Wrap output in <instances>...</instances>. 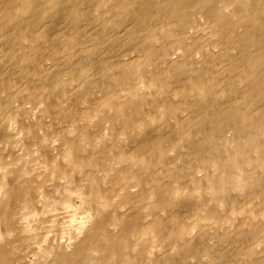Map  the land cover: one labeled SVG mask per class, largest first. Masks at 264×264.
I'll return each instance as SVG.
<instances>
[{
    "label": "bare ground",
    "instance_id": "1",
    "mask_svg": "<svg viewBox=\"0 0 264 264\" xmlns=\"http://www.w3.org/2000/svg\"><path fill=\"white\" fill-rule=\"evenodd\" d=\"M1 127L0 264H264V0H0Z\"/></svg>",
    "mask_w": 264,
    "mask_h": 264
},
{
    "label": "rangeland",
    "instance_id": "2",
    "mask_svg": "<svg viewBox=\"0 0 264 264\" xmlns=\"http://www.w3.org/2000/svg\"><path fill=\"white\" fill-rule=\"evenodd\" d=\"M188 12L190 13V15H191L192 12H194V14H192V15L190 16L191 24L189 25V26H193V24L196 22V19H197V21H199V18H198V16H197V15L199 14V12L191 11V9H189ZM201 13H202V12H201ZM204 20H205V18H204ZM204 20H203V21H204ZM190 21H189V22H190ZM200 21H201V20H200ZM203 21H201V22H203ZM200 25H201V24H200ZM194 26H196V24H195ZM201 27H202V26H201ZM202 29H204V28L202 27ZM204 30H205V29H204ZM206 32H207V31H205V33H206ZM205 33H204V31H203V34L206 36ZM198 34H200V32H199ZM203 38H204V37H203ZM60 79H61V78H60ZM62 82H63V80L61 79V83H62ZM59 92H60L59 89L56 90L57 96H58ZM85 95H86V96H85ZM85 95H83V96L86 97L85 99H87V100L85 101L86 104L91 103V101H92L94 98L97 97L96 94H93L94 97H93L92 95H90V93H89V96H88V94H85ZM84 97H83V98H84ZM88 100H89V102L87 103ZM22 101H23V100H22ZM25 101H26V100H25ZM25 101L21 102L22 104H21L20 102H17V103H16V102H11V103H10L11 108H12L13 110H18V112L20 113V115H18L17 118H20V116L22 117L23 114H24V116H23L22 118H20V119H24V120H25V119H26V118H25V114H26V117H27L26 120L34 121V119H36V118L33 117V116L35 115L34 113L38 112V111H39L40 109H42V108H43V109L46 108V107H44L43 105H42V106H43V107H42L41 105L33 104L32 102H30V101H28V100H27V103H26ZM24 102H25V103H24ZM85 102H84V103H81V104H85ZM19 103H20V105H19ZM28 103H30L31 106H32V104H33L34 108L36 109V110H35L36 112H35V111L33 112V109H34V108H32ZM31 103H32V104H31ZM16 105H18V106L16 107ZM35 105L38 106V108H37ZM40 106H41V107H40ZM8 107L10 108V106H8ZM30 107H31V108H30ZM11 108H10V109H11ZM17 108H18V109H17ZM45 110H46V109H45ZM47 111H48V109L46 110V112H47ZM24 112H25V113H24ZM31 114H32V116H31ZM48 115H50V114L48 113ZM48 115H47V119L50 118V116L48 117ZM28 118H29V119H28ZM17 120H18V119H17ZM17 120H16V121H17ZM72 122H73V123H74V122L76 123V121L71 120L70 122H68V125H69L68 127H70V124H71L72 126H75V123H74V125H73ZM105 123H106V122H105ZM105 123H104V124H105ZM92 124H93V123H92ZM92 124H91V125H92ZM106 124H107V123H106ZM93 126H94V125H93ZM105 126H106V125H104V127H105ZM108 127H109V125L106 126L105 128H107V129L109 130V133H110V134H111L112 131H113V133H112V135H113L115 131H114V130H111V128H108ZM13 128H14V129H13ZM2 129H4V127H3V128L1 127V129H0V132H1V133H0V149H1V147H2V149L0 150L1 153H2V154L0 153V155H2V156L0 157V159H2V157L5 156V155H6L7 158H8L9 156H11V155H10L11 151H9V150H11V148H12V144H15V143H16L17 145H18V144H19V145L24 144V145H22V146H19V145L16 146V145H14V146H16L15 148H14V146H13V148H12L13 151H12V153H11V154H12V156H11L12 159L9 157L10 159L8 158V159H9V161H8V159L6 158V159H7V160H6L7 163H5V157H3L4 162L1 161L0 164H2V167H5V168H0L1 173H2V171H3V172H4V171H7L8 168H10V170L8 169V172H6V173H5V172L2 173V174L0 173V174H1V177L3 176V174H4V175L9 174V173H10L9 171H14V170L11 169V168H13V166H14V164H12L11 162L13 161V159L16 158V159H19V160H17V161L14 160L13 163H14L15 161H16L17 163L20 162V163L18 164L19 167H16L17 164L15 163L16 165H15V167H14L13 169H15V168L17 169V168H18L17 170L19 171L20 167H22L24 164H26V165L24 166V168L26 169V166H27V170H24V168H22V169H23V172H24V173H25V171H26L27 174L30 175V176H28V175H27V176H28V177H31L30 179H31L32 181L34 180L33 182L30 180V181H31V184L33 183V184H32V187L34 188V187L36 186V184L38 185V184L40 183L38 180H35V178L37 177V176H35V175L42 174V172H44L43 170H45V167H46V164H43L41 160H43V162H44V160H46V159H44V157H39V156L42 155V154L40 153V151H35L36 149L33 148V145H32V144H31V145H32V147H31V145H30L28 142H27V143H28V144H27V143H24L23 141H19V140H18V139H20V136L18 137V136H17L18 133L15 134V132H14V131L17 132V128H15V127H11L10 129H5V130H3V131H5V132H6V130H7V133L9 132L8 134H10V133H14V137H13L12 134H11L12 136H11V135H8V137L10 136L9 139L6 137L7 135H6L4 138L1 137V136H4V135L6 134V133H5L4 135H1L2 133H4V132L2 131ZM12 129H13V130H12ZM107 129H105V130H107ZM8 130H9V131H8ZM110 130H111V132H110ZM105 132H106V131H105ZM109 133L107 132V133H105V134L107 135V134H109ZM15 135H16V137H18L17 140H16V138H15ZM106 135H105V136H106ZM52 136H54V138H56L58 135H56V134L53 135V134H52ZM52 136L49 137V138H53ZM55 136H56V137H55ZM107 136H108V135H107ZM110 136H111V135H109L108 137H110ZM11 137H13V139H15V140L13 141ZM1 138H3V141L5 142V145H6V146L4 145V142L2 141ZM10 138H11V139H10ZM54 138H53V139H54ZM58 138H59V137H58ZM58 138L54 139V141H52L53 139H52V140H51V139H47L48 142H47L46 144H47V145L52 144V143H54L55 141H57ZM10 140H12L13 142H12V141H11L12 143L9 142ZM20 140H21V139H20ZM1 141H2V142H1ZM50 141H51V142H50ZM49 142H50V143H49ZM58 142H59V141H58ZM58 142H57V143L55 142V144H52L53 146H51V147H53V148H51L50 145L48 146V147H50V149H52L51 151H52V153H53V156H55L54 154L57 153V151L60 152V151H59L60 147L57 146V149H56V147H55V146L58 144ZM2 143H3L4 147H3ZM20 143H21V144H20ZM48 143H49V144H48ZM8 144H11V145H10L11 148H10V146L8 147ZM26 144L28 145V147H29V145H30L31 149L28 148V147H27V148L30 149L31 151L25 149V148H26V147H25ZM23 146L25 147L24 149L27 150V152H29V153H32V154H36V153H38V154H37V155H39L38 158H34L36 155L33 157V156H31V154H29V153H24L25 151H22V155L24 154V155H23L24 157L20 154L21 157H22V159H21V157H19L20 155L18 154V152L21 153V151H19V150L22 149ZM5 147H6V150H5L4 152H6L7 149L9 148L8 151H7V152H10V153H8V156H7V152H6V154L3 153V150L5 149ZM19 147H20V149H19ZM3 148H4V149H3ZM32 148L34 149V152H33V149H32ZM54 148H55V149H54ZM14 149H18V151H17V150H14ZM22 150H23V149H22ZM53 150H55V151H53ZM60 150H61V149H60ZM15 151H17V152L15 153ZM13 152H14V153H13ZM54 152H55V153H54ZM39 153H40V154H39ZM15 154H16V155L18 154L19 156H18V155L16 156ZM25 154H26L27 156H29V157H27ZM13 155H14V157H13ZM25 156H26V158H25ZM42 156H43V155H42ZM17 157H18V158H17ZM32 157H33L34 160H35V159H37V160L34 161V160L30 159V158H32ZM36 157H37V156H36ZM56 157H57V156H56ZM23 158L26 159V161H28V162H29V160H31V161H33L34 163H28V162L26 163V162L24 161ZM27 158H29V159L27 160ZM42 158H43V159H42ZM3 159H2V160H3ZM20 159H21V161H20ZM11 160H12V161H11ZM23 161H24V162H23ZM31 161H30V162H31ZM39 161H41V162H39ZM2 162L5 163L6 165L4 164V165H5V166H4ZM21 162H22V163H21ZM37 163H38L39 165H38ZM41 163L44 165V166L42 165L43 167L41 166ZM8 164H9L10 166L12 165V167H9ZM20 164H22V166H20ZM28 164H30V165L33 164V165H32V166H33V167H32V170H33V169H36V168H39L40 166L42 167L43 170L40 168L41 171H42V172H41L40 170L36 169V170L34 171L36 174H35L34 172L32 173V172H31L32 170H31V168H30L31 166L29 165V167H28ZM34 164H35V165H34ZM36 164H37L38 167L36 166ZM50 165H51V164H50ZM6 166H8V167H6ZM55 166H56V165H55ZM56 167L58 168V166H56ZM28 168H29V172L32 174V176H31V174L28 172ZM46 168H48V167H46ZM52 168H53V165H52ZM52 168H51V169H52ZM2 169H3V170H2ZM4 169H5V170H4ZM53 169H54V168H53ZM17 170H15V171H17ZM30 170H31V171H30ZM48 170H49V169H46V170H45L46 173H44L45 176H46V178H47V173L50 171V170H49V171H48ZM58 170H59V169H56V168L54 169V171H55V172L57 171V173L59 172ZM18 171H17V172H18ZM37 171H40V173L38 172V173H39V174H38ZM47 171H48V172H47ZM23 172H20V173L18 172V173H19V175H20V174L23 173ZM24 173L21 174V175L24 176V175L26 174V173H25V174H24ZM49 173H50V172H49ZM12 174H13V173H12ZM12 174H11V173L9 174V175H11V178H13V176H14L15 173H14L13 175H12ZM34 174H35V175H34ZM44 174L41 175V177L43 176L42 179H45ZM16 175H17V173H16ZM19 175H17L16 177L19 178V177H18ZM21 175H20V177H21ZM48 175L50 176V174H48ZM27 176L25 175L23 179H25ZM49 176H48V178H49ZM1 177H0V178H1ZM8 177H10V176H8ZM14 177H15V176H14ZM16 177H15V178H16ZM33 178H34V179H33ZM48 178H47V179H48ZM28 179H29V178H28ZM36 179H37V178H36ZM38 179H39L40 181L42 180V179H40V175H39ZM26 180H27V179H26ZM27 181H29V180H27ZM30 181H29V182H30ZM34 183H35V184H34ZM49 184H50V183H49ZM53 192H54V191H51V192H50V193H51V194H50V195H51V196H50L51 199H52V200H54V199H55V200H59V199H60V197H58L59 194H57V195H58V196H57L56 193L54 194ZM52 193L54 194V196H53ZM39 197H40V198H39ZM55 197H56L57 199H56ZM41 198H43V193H39V194L37 195V201H38V203H39V201L41 200ZM77 203H78V201H77ZM78 207H79V209L82 208L83 210H82V209L79 210ZM78 207H77V209H78L79 211L77 210V211H76V214H77L79 217H81V215L84 216L83 211L85 212V210H86V208H87L88 206L83 205V206L80 207V206L78 205ZM84 208H85V209H84ZM88 210H89V208H88ZM86 211H87V210H86ZM66 212H69V213H70L69 210H68V211L63 210L62 213L65 214V215H66L65 217L69 220V217H67V216H68V215H71L72 213H70V214L68 213V214H67ZM88 212H89V211H88ZM78 213H81V214L79 215ZM86 213H87V212H86ZM86 213H85V214H86ZM26 214H27V213H26ZM28 214H30V213H28ZM28 214H27V216H28V219H29L31 215L29 216ZM77 215H76V216H77ZM78 216L76 217L77 219H78ZM62 217H63V216H62ZM66 218H65V219H66ZM76 218H75V220H77ZM63 219H64V218H63ZM65 219H64V220H65ZM67 219H66L65 222H69V221H67ZM29 220H31V219H29ZM75 220H73V222H74ZM70 223L72 224L71 221H70ZM64 224H67V223H64ZM67 225H68V224H67ZM68 226H69V225H68ZM65 228H67V226H66ZM17 231H18V232H17ZM19 231H20V230L17 228V230H16V229L14 230V232H17V234H15V233L12 231V232H13V234L11 233L12 236H9V235H8V238H10L12 241H15L14 239H15V238L18 239V237H19V238H20V237H23V238H24V239L22 238V240H21V241H22V243H20L21 246L19 245V242H18V241H17V243H16V241H15V243H16V244H15V247L17 246V248L15 249V250H17L15 254H16V255L21 254L22 252H20V250L23 249V250H22L23 252H27V253H26L27 255H31V250L33 249V246H32V243H33V242H32V241H29V240H32V239H30L29 237H27V236H29V234L27 235V233H26V235H25V232L20 233L21 231H20V232H19ZM19 233H20L21 235H20ZM11 234H10V235H11ZM13 235H14V236H13ZM15 235H17V236H15ZM11 237H12V238H11ZM13 237H15V238L13 239ZM25 238H26V239H25ZM20 239H21V238H20ZM18 240H19V239H18ZM25 240L27 241V243H24V244H23V241L26 242ZM21 241H20V242H21ZM17 244H18V245H17ZM30 244H31V245H30ZM22 245H23L24 247H23ZM18 246H20V247H22V248H19V249H20V250H19V249H18ZM25 246H26V249H25ZM27 248H28V249H27ZM24 249H25V251H24ZM18 250H19V252H18ZM14 252H15V251H14ZM17 252H18L19 254H17ZM28 253H30V254H28ZM15 254L13 253V255H15ZM16 257H17V256H16ZM28 258H29V257H28ZM14 262L16 263L17 260H15Z\"/></svg>",
    "mask_w": 264,
    "mask_h": 264
}]
</instances>
